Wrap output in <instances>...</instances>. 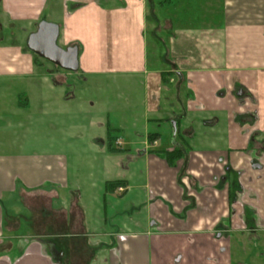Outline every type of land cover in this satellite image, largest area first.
I'll return each mask as SVG.
<instances>
[{
    "label": "crops",
    "instance_id": "1",
    "mask_svg": "<svg viewBox=\"0 0 264 264\" xmlns=\"http://www.w3.org/2000/svg\"><path fill=\"white\" fill-rule=\"evenodd\" d=\"M104 1L0 0V264H229L264 233V0ZM41 21L77 72L25 51ZM89 80L127 112L71 114Z\"/></svg>",
    "mask_w": 264,
    "mask_h": 264
},
{
    "label": "rangeland",
    "instance_id": "2",
    "mask_svg": "<svg viewBox=\"0 0 264 264\" xmlns=\"http://www.w3.org/2000/svg\"><path fill=\"white\" fill-rule=\"evenodd\" d=\"M103 3H108L107 1L103 0ZM158 35L161 39L165 41V44L161 43H156L157 48H153L155 41L151 38L150 32L146 34L147 37V42L149 44V55L150 58L153 57V53H164L166 51V48L168 47L167 45V36L169 35L165 29H160L158 32ZM59 46L61 45L60 42ZM41 60V59H40ZM49 66V65H47ZM74 74V73H71ZM62 90L69 91V90H74L75 93L78 96V99L71 103V114H75L76 108L79 107V110L81 111L84 107L86 108V111H89V106H90V101L95 102L94 108L91 110L93 113V118L97 120L99 115H104V109L106 108V104H110V106H113V103L116 105L117 108L123 107L125 111L127 112L128 107L125 108V100H120L116 98L113 94V90H110L109 87H106L103 85V82H97L95 85L94 81L89 80L87 83H79L78 85H75L74 87H62ZM139 100V97H138ZM141 104L139 100V105ZM138 104H135L132 102V104L129 105L130 109H136L139 107ZM118 106V107H117ZM84 110V109H83ZM85 111V110H84ZM123 112V111H122ZM121 114V113H120ZM131 114V113H130ZM137 113H133L130 116L128 115H123L127 117L128 120L132 121L133 116L136 115ZM120 116V115H119ZM119 116H117L119 118ZM104 119V118H103ZM44 120V126L51 124L50 122H47L49 119L48 117H43ZM112 119H109L111 123ZM113 122V120H112ZM86 123V122H85ZM123 123H127L126 121H123ZM83 123H78L75 128L72 126L70 128V135H78L81 134L83 137H96V136H102V131L98 129L96 125H89L88 123L84 124ZM74 125V124H71ZM79 125V128H78ZM40 130L39 136H56L58 133H60V130L55 129L56 127L50 126V128L47 130L46 128ZM110 129V136L113 139L117 135L118 132L116 130H113L112 128ZM111 139V140H112ZM25 150H27L29 147L24 146ZM29 151V150H27ZM260 239H254V237H249L247 235L241 236L240 235H235L232 240H231V253H230V258H229V264H264V233L259 234ZM257 238V237H256ZM261 252V254H259Z\"/></svg>",
    "mask_w": 264,
    "mask_h": 264
},
{
    "label": "water",
    "instance_id": "3",
    "mask_svg": "<svg viewBox=\"0 0 264 264\" xmlns=\"http://www.w3.org/2000/svg\"><path fill=\"white\" fill-rule=\"evenodd\" d=\"M58 37L59 26L57 24L41 21L36 31L28 36L26 46L33 54L62 70L77 72L79 69L77 47L61 48L57 44Z\"/></svg>",
    "mask_w": 264,
    "mask_h": 264
},
{
    "label": "trees",
    "instance_id": "4",
    "mask_svg": "<svg viewBox=\"0 0 264 264\" xmlns=\"http://www.w3.org/2000/svg\"><path fill=\"white\" fill-rule=\"evenodd\" d=\"M25 51H28V48H25ZM32 53V52H31ZM33 54V53H32ZM33 56L35 58H38V56H36L35 54H33ZM58 68V67H57ZM60 69V68H59ZM107 136L109 137V139L111 138L110 136V130H108V134ZM156 134H151L148 136V138L150 139L151 137H155ZM112 139V138H111ZM182 150H178V149H172V150H164L162 151L161 153L164 155L166 161L169 163V164H173L175 161H177L178 159H180L182 157ZM120 182H114V183H111L109 185L113 186V187H116L117 185H119Z\"/></svg>",
    "mask_w": 264,
    "mask_h": 264
},
{
    "label": "built area",
    "instance_id": "5",
    "mask_svg": "<svg viewBox=\"0 0 264 264\" xmlns=\"http://www.w3.org/2000/svg\"><path fill=\"white\" fill-rule=\"evenodd\" d=\"M118 191H120V192H121V191H122V188H119V189H118Z\"/></svg>",
    "mask_w": 264,
    "mask_h": 264
}]
</instances>
